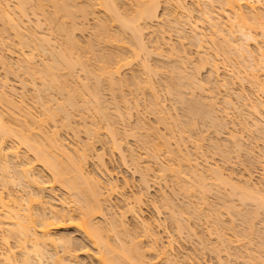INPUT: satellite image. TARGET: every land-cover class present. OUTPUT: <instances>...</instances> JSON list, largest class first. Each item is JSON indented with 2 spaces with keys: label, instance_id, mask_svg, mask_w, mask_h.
<instances>
[{
  "label": "rangeland",
  "instance_id": "rangeland-1",
  "mask_svg": "<svg viewBox=\"0 0 264 264\" xmlns=\"http://www.w3.org/2000/svg\"><path fill=\"white\" fill-rule=\"evenodd\" d=\"M2 1H4V0H2ZM10 1H13V2H10ZM10 1L8 2V7H11V9L13 10L12 12H14L13 14H16L15 13L16 10L14 11L13 7L16 5L17 1H15V4H13L14 0H10ZM57 1L58 0H56V2ZM59 1L61 2V0H59ZM74 1L77 3L76 8L78 6L79 10H81V8H83V6L85 5V2L87 0L86 1L85 0H74ZM93 1L94 0H92V1L90 0V2H92V3H93ZM129 1L128 0H119V1L113 0L112 2H113V4L116 3L115 5L117 7H119V8L122 7V9L125 8L128 11L129 10L128 8L131 7L129 4H132V2H129ZM208 1L209 0H206L205 8L210 10L209 8H211V7H206V6H209ZM75 2H74V4H76ZM120 2H122V3H120ZM164 2L167 5H165V6L163 5L164 6L163 8H166V9L168 8L167 10L164 9V11L165 10L167 11V12H165L166 15H168V16H166V15L165 16L168 17V19H169L170 14H168V12L169 11L170 12L175 11V8L173 10V7L175 6V4L173 6L172 5L173 2L169 3V0H166ZM187 2H190V3L185 4V5L188 4L187 5L188 9L190 8L189 10H191V8H192L195 11H196V9H194V7H196V4H194L192 2H197L198 7H200L203 3V2H201L199 5L198 2H200V1H198V0L197 1H195V0L189 1L188 0ZM35 3L36 2L33 3L34 7H35ZM57 3L59 4V2H57ZM94 3H95V1H94ZM46 4H47L46 7H50V5H48V3H46ZM119 4L120 5L124 4L125 7H123L122 5L120 6ZM36 5H37V3H36ZM193 5H195V6L193 7ZM33 6H30V4H29V7L25 6V8L27 7L26 9H31V8L33 9L34 8ZM211 6H213L212 8H214L213 10H215L217 12L219 10V12H220L221 6L219 3L218 4L213 3ZM46 7H44V10L46 12V14H45L46 17L45 16L44 17L46 18V20H45V18H43V16H42V18L40 16H38L39 25L36 24V23H38V22H36L37 17L32 18L31 14L29 12H27L28 10H25L27 12L25 15L26 16H27V14L29 15L28 17H26V19L29 18V21L31 19V23L23 24L24 28L26 27L27 29L23 28L22 31L25 30V32L29 33V34L36 32L35 36H37V34H38V38H41V36H44V37L47 36V38H49V40L52 43V44L50 43V45H53L52 50H54L55 47H56L55 49H57V51H61L62 48L64 50L66 48L65 47L66 44H65L64 40H66V39H64L65 37H63V36H66V35H64L65 33H63V35H62L61 32L57 33L55 31L53 26L57 22V19H55L56 22H53V23L49 21L52 17L51 18L49 17L50 19H48L47 14L49 15L50 12L53 11V9H52V6L50 8H47V9H46ZM203 7H204V4H203ZM122 9H119L120 13L126 14V13L130 12V11L127 12L126 10L121 12ZM132 9H133V7H132ZM188 9L185 8L186 11H188ZM33 10L35 11V9H33ZM161 10H162V7H161ZM260 10L261 11L264 10V4H262V7L260 8ZM195 11L194 12L190 11L188 13L191 16V23L196 25V26L193 25L194 27H197V30H198L197 32L198 33L203 32L205 35L206 39L204 38L203 42H205V40H206V42L202 43V44H205V45H201V46H203L202 47L203 49L201 48L202 50H200V49L196 50L197 46L195 45L196 46V48H195V46L192 45L193 42L191 40H192L193 36L192 37L190 36V38H191L190 40L185 39V41L184 40L181 41V38L183 39L184 36L180 37L179 34L177 35L175 33V31L178 32L177 30L174 31L173 29H171L169 27V25L165 24L167 21L165 22V19H163V16H164V14H163L162 17L160 16L161 19H159L158 22H155V23L154 22H151V23L147 22L148 25L147 24H146L147 26L145 25L147 29H145V27L143 26L144 24L142 25V28L144 30H147L146 32L143 31L144 34L142 37H144L143 38L144 44L148 38V35L150 36V34L153 33L151 36L152 41L149 37L150 41L148 42V40H147V42H146L147 47L145 46L146 51L149 53V55L144 57V54H143L144 52H143V53H141L142 55L140 54L141 56H139L136 59H132L129 56L130 55L129 53H131L130 51H132L131 45H130L131 42H128V39L131 35L130 32H125L126 34L123 33L125 35L121 34V32L119 30L120 28L116 25V23L113 22V23H115V24H113L112 22H110L111 19L105 18V19H108L107 20V25H108L107 33L105 34V36L103 38L104 42L100 43V46H98L99 45L98 44L97 49L99 47L100 49L101 48L104 49L105 52L107 51L108 54L110 52L112 54V57L113 58L115 57V59L120 55H126L127 57L129 56L130 61H129L128 66H125L120 70V72L118 73L119 76H113V79L116 78L115 80H113V81H116V83H117L116 86L120 85L119 87L114 86L115 89L117 88L116 90L114 89V87H112V90L108 89L109 88L107 85L108 83L107 84L105 83L107 80H105L103 78L101 79L102 81L105 80V82H100V86L102 84L104 87L103 86H101V87L103 90L104 89L105 90L101 91V88H98V89H100L99 93L102 92V93H100V99L103 100V98H104L105 99L104 101L106 102V105H107V107H105V102H104V107L106 109H105V111H102V112L98 111L97 109H94V108H96V105H94V103L92 104L93 106L92 105L91 106H85V105L81 104V102H80L81 100L79 101V99H76L78 101L75 100L76 104L75 105L73 104L74 106H72V104L69 101H66V97L64 95H61V93H57L55 91L57 93L56 94L55 92H52V90H50L51 92L46 91L47 90L46 87H45V89L43 88L42 81L39 79L42 77V75L40 77L35 76V75L34 76L32 75V77H31V75H29L30 78H34V80L30 79L28 77V73L25 69V68H27L26 64H28L29 62H31L33 60V63L31 62L28 65V68H29L32 66L34 67V65L36 63L38 64V67L39 66L41 67L42 64L47 63V62L51 63L52 60L50 59V55L48 54L49 55L48 56L46 54L49 51V49L45 52H44V50H45L44 48L43 49H40V48L37 49V46H35L37 43L35 45H33L34 47L27 46V44H28L27 43L25 46L29 47V48H20L19 41H16V38H15V40L13 39L14 36L12 35V31L10 29L9 30L4 29V31L5 30L7 31L4 33V31H2V29L4 28V24L2 25L0 23V81L5 83V86L3 85L4 90H2L3 88L1 87L2 89L0 88V92L5 93L7 95V97L10 96L8 101H11V104L12 103L14 104V107H15L14 109H20L19 111L15 110L16 111L15 112L14 109L12 108L13 107L12 106L11 107L12 109L10 110V108H8L10 104H8V107L6 106L7 105L6 103H9V102L3 101L2 103H0V112L3 115V116L2 115L1 116L3 117L4 123L6 126L5 128L7 129V127H8V129L9 128H10V130L12 129L11 131H13V132L15 131V133L22 131L21 130V122L24 120V118H26V117H24L25 115L24 116H22V115L29 113L30 118L34 119V121H36L37 124L39 123V121H41L42 133L44 132V134H47V137H50L51 134L54 132L55 134L59 135V136H56V139L60 142L62 141L61 143L62 144L64 143L63 144L64 146L67 145L66 146L67 148H69L71 150H73V149L75 150L76 147H79L76 150H80L81 148H83L84 146H87L88 144L92 145L91 148L93 147V149H91L90 154H88L89 156L86 158V166H85L84 170H85V172L87 171V173H89V175L91 173V175L94 176V177L91 176L92 178H97L100 181L99 183H101V185L99 188L101 189L100 192L102 193L101 194L102 196H100L99 199H101V200L103 199V203L101 202V204L103 206V210L107 209V214L105 211L106 216L102 217V218L95 219L94 223L98 224L99 226L101 225L102 227L107 229V228H109L108 226L110 225L111 220L113 218L116 219L117 221L119 220L118 222L122 221V223L124 224L125 230L130 232L129 234L131 237L130 236L129 237L130 238L133 237L134 242L139 243L138 245H139L140 250L143 251V254L145 253L144 254V256H145L144 260L147 262H150V264H157V263L163 264V262L165 261L164 259H166V258L171 260L172 263H170V264H250V262H252L251 260L253 259V257L255 259L259 258L257 260H259V262H261L260 264H262V262H264V251H261V250H264V249H262V245L260 242L262 239H264V235H262V234H264V232H262V231H264V222L261 223V221H264V211H262V210H264V208H261L262 210L258 211V213L260 212L259 216H256L257 214L255 215L256 219L255 218L252 219V222H254V220L255 221L257 220L256 222L258 224L255 222L254 223L250 222L251 218L249 219L250 220L249 223L254 224V228H255V229H252L251 232L253 231L256 234L253 233L254 236H252V238L254 237V239H252L251 237L249 238V236L247 237V235H249L248 233H250V231L248 232V230H247V233L244 231L245 232L244 234H247V235H244L243 234V230H244L243 228H246V227H243V226L241 227L240 222L245 221V216H249V217L253 216L254 217L253 213L255 211L254 212L252 211L255 207L254 203H253L254 206L252 205L253 209L251 206L249 209L248 206L251 204L246 205V203L243 202L244 200L243 201L241 200L242 203H240V200L237 202L236 200H238V198H236L235 194H234V196L232 194L233 198H230L231 193H229L230 191H227L228 189L226 190V188L224 187V189L226 190L225 191L222 188L223 185L219 186L218 183H216V181H214L212 179L215 182L214 183L211 180V177H208L209 175H205V174L209 173V169L217 167L220 171L222 169V172H224L225 175L227 172L233 173L234 174L232 176L233 178H236V177L240 178L242 176H239V175H242L241 173H243V178L241 180L244 179V174L247 173V174H249V176L251 174V177L249 179H251L250 181L252 182L253 185L251 184L250 187L253 186V187L259 188L262 185H264V182H262V181H264V171H262V168H264V167H261V166H264V133H261V132L258 133L259 130L257 133H255V132L247 133L246 130L244 131V128L248 127V125H249L248 123L252 119L251 115H250L251 118H249V116L245 115L248 117V119H250V121L247 123L246 120L244 119L243 125H245V123H247V126L244 127L243 125H241V126H243V127H241L239 122H241V124L243 122L239 121V119L242 120V118L240 117L239 119H235V117H237V118L239 117L237 115L234 116L236 113L235 110H234V112H235L234 114L232 111L233 109H230L231 111L230 110L227 111V115H229L228 118H225V115L220 114V115H222L221 121L223 122V126L226 123L225 125L227 127V123L229 121H230L229 123H231V122L233 123V120H234L233 125L232 126L230 125V131H234L235 133H236V131H238V133H236V136H240L239 132L242 129L244 131V132L242 131L243 132L242 134H244L246 132L244 135H241L243 140H241L242 138L239 139L241 143H244V144H241L242 146L246 145L245 151L243 150L242 155H241V152H239V154H234V152L235 153L238 152V150L236 149L232 154L231 149L233 148V150H234V146H232L231 144L232 143L235 144V141L238 140V137L236 138V140H233V142H232V140L227 139L228 141H231V144L229 143L230 146L228 144L227 145L222 144L224 141L223 136L227 135V132L225 130H220L221 132L224 131L220 135V132L216 131V129L220 128L221 126L218 127V125H217L215 127V125H213V123H212L213 121L210 122V125H209L208 124L209 122L207 123V121L202 119L203 121H205L208 124V126H209L208 127L205 122L200 120L204 116L202 112L201 113L203 116H200V115H199L200 117H198V115L196 116L199 119V122H197L196 128H194L196 124L195 125L193 124V127H190L191 129L194 128V130L191 131L194 133L190 132L191 129L188 130V128H189L188 123L190 121L188 123L184 124L185 126L188 124L186 126V127H188L187 129L185 126H183L182 122H184L186 119L184 120L182 118H185V116H183V115H186V113L183 114L184 109H182V108H186L187 102L184 105H183L184 102H182L181 106H179L180 102L183 101L184 99L182 100L180 97H178L176 94L177 91L175 93V91H173L169 87L172 83L173 84L176 83V81H177L176 77H178L177 78L178 81L180 80L179 84H183L181 87L178 88V93L181 94V92H182L181 90H179L180 88L185 89L186 91H188V93L183 92L182 95L185 94L184 95L185 97H182V98H185V100H188L189 102L192 101L190 103H194V105H196L195 101L197 98H195V97L197 96L196 94L198 93L197 92L198 90H196V92H195V90L193 89V92H195L196 96L194 95L195 97L192 99V95H191L192 92H189L192 90H188V89H190V87L192 88V86L189 87L188 83L186 85L185 79H183V78H189L188 77L189 75L195 76V74H193V73L196 71L195 70L192 71V70L194 69V67L199 65L200 59L202 57H204L203 56L204 54H205V56L206 55L211 56L212 54L217 55V62H218V65L220 67V72H223V73L225 72L224 75L221 74V77H223L225 80H226L225 76L229 75L231 73V70L234 73V71H235V69L233 68L234 65L237 64L241 69H244L243 68L244 64L246 63V61H248V59L244 57V58H241V61H244L242 59H247V60H245L244 62H241L240 58H238V55L236 56V54H235L236 52L234 51V48H232V47L230 48V50L228 49L225 51V48H223V43H221V41H222L221 38L218 39L217 37H215V38H217V39H214L216 41L215 42L216 44L214 46L210 45V43H208L209 41L207 39L208 38L212 39V36H213L212 31H211L209 25L205 23V21H204V23L202 21H200V19H199L200 17H198L199 15H197L195 13ZM102 12L103 11L99 7H94L92 12L87 16L86 19L80 18L81 16L76 15V20H74L75 22L72 20L73 21V23H72V21L69 20L70 23H72V26H73V24L75 25L74 27H71V24H69V21L64 20V21H66L65 23H67L66 27L68 28L70 34L73 32L71 34V38L73 37L72 39H75V41L78 43V44L77 43L76 44L78 45L77 47L80 49V52L82 50L90 49V48H88V46H90L93 43L95 44V42H99L102 39L101 37H103V36L100 37V35L97 38L95 37L98 35V32L100 31L97 28V26H98V21L100 19L102 20V17H103ZM176 12H177V14H175L176 17L178 15V17L180 18L181 17L180 12L179 11H176ZM176 12H174V13H176ZM162 13H164V12H162ZM78 14H80V13H78ZM186 14H187V12H186ZM186 14L182 13L183 17H185V16L187 17L188 15H186ZM36 15H37V12H36ZM122 15H124V14H122ZM13 16L15 17V15H12V17ZM18 16L20 17V15H18ZM59 16H61V15H58L57 18L59 19V21L61 23L62 19H60V18L62 16L60 18H59ZM77 17H79V18H77ZM24 18H21L22 21ZM34 18H36V19H34ZM168 19H166V20H168ZM14 20H17V18H15ZM187 20L190 22L189 16L187 17ZM59 21L57 23H59ZM24 22H26V20ZM51 25H53V26H51ZM68 25H70V26H68ZM2 26H3V28H2ZM116 26L119 29H117ZM161 26H163V27H161ZM167 26L169 27V29H167L168 31L166 30V28H168ZM70 28H72V29L74 28V31L70 30ZM161 28H165V30L163 29L164 32L161 31L162 30ZM182 28H184V27H182ZM188 28H186V29L184 28L183 32L188 30ZM97 29L99 31H97ZM157 29L159 32L157 31ZM26 30H28V31H26ZM56 30H57V28H56ZM189 30H190V28H189ZM31 31H33V32H31ZM150 31L151 32L155 31V32L151 33ZM188 31H186L185 36L189 35ZM199 31H201V32H199ZM25 32H24V34H25ZM155 33L157 36H158V33H159V35H161L160 33H162L161 37L164 35L163 33H165L166 35H164V37L167 36L168 37L167 39H169V41L166 39V42L168 41L167 42L168 44L166 45V42H164L165 45H163L164 43H162V42L160 43V41L157 40L159 36L156 38ZM186 34H188V35H186ZM253 34H254V37L256 36V38H255L256 41L257 40H258V42L262 41L261 31L259 29H257L256 32ZM39 35H40V37H39ZM116 35L118 37H120L121 39H119V41H120L119 43L117 42V44H115V45H118L117 47H112V45L114 46V44L109 43L108 40H110V42H111L112 38H110V36L115 37ZM181 35H182V33H181ZM190 35H192V34L190 33ZM234 35L237 36V37L234 36L236 38V40L240 36L237 33L236 29H235ZM98 38H101V39L98 41ZM154 38H156V40ZM188 38H189V36H188ZM194 38H193V40H195ZM226 38L229 39V37H227V36H226ZM153 39L155 41H157V43L159 41L158 45H155V41L153 43ZM239 39L242 42L244 41V38L242 39L240 37ZM239 39H238V42H239ZM129 40H131V38ZM187 40L191 41L192 43L188 42ZM37 42H40V41L38 40ZM253 42L254 41L247 43V45L248 44L251 45V47H250V45L248 46V49L252 50V51L254 50L253 45L255 46V44H256L255 42L254 43ZM178 43L181 44V46ZM196 43H197V39L195 40V44ZM243 43H246V42L244 41ZM237 44H240V43H237ZM29 45H31V44H29ZM50 45L48 46L49 48L51 47ZM159 45H162V46H159ZM219 45H220V47H219ZM247 45H245V46H247ZM42 46L44 47L45 45H42ZM241 46H240V48H241ZM21 47H23V45ZM157 47L160 48V50ZM179 47H180V49H179ZM181 47H183V51H185L186 55L191 57L192 64H191V61L188 62V61L184 60L185 56L181 52L182 51ZM238 47H239V45H238ZM242 47L244 48V46H242ZM93 48H96V46L94 47V45H93ZM93 48H92V50H93ZM169 48L170 49L172 48V51H174V53L175 52L179 53L180 56H177L174 53L172 54V52L170 51ZM175 48L176 49L178 48L181 51H179V50L175 51L174 50ZM221 48H223V50ZM79 49H78V51H79ZM104 50H102V52ZM155 50H157V51H155ZM230 51H232L231 54H230ZM75 52H77V49ZM80 52H78V53H80ZM84 52H86V51H84ZM84 52L83 53L81 52V53L84 54ZM102 52H100V53H102ZM147 52H145V53H147ZM81 53H80V56H81ZM87 54H89V53H87ZM91 54H93V53H90L89 55H91ZM181 54H182V56H181ZM233 54H234V56L232 57ZM76 55L78 56L77 53L75 54V57H76ZM105 55H107V53ZM83 56H85V55H83ZM96 56H95V58H96ZM31 57H33V58H31ZM86 57L88 58V56H86ZM86 57H83V59H84L83 61H87V60H85ZM92 57H94V56H92ZM92 57H90L88 60L91 61ZM199 57H201V58H199ZM2 58L5 60V62L3 61ZM95 58H93V59H95ZM198 58H199V60H198ZM1 59H2V61H1ZM236 59L238 61H236ZM27 60L29 62H27ZM89 61H87V64L89 63L88 67L91 65L92 62L93 63L97 62L96 64H98V62L100 60L99 61L92 60L91 63ZM181 61H182V63H181ZM41 62H42V64L39 65ZM177 62H180V64L184 65L183 66L184 71L182 69L183 67ZM1 63L6 64V66L4 65L5 67H2ZM144 63L147 65L146 70H145V68H143ZM47 64H49V63H47ZM47 64H44V65H47ZM195 64H196V66H194ZM105 65H107V64H105ZM146 65L144 67H146ZM108 66L111 67L112 65L111 66L108 65ZM6 67H7V69H9L8 67H10L9 70L12 69L11 72L9 70L5 71V70H7ZM18 68H20V69H18ZM92 68L93 67H91V69ZM148 68H149V70H148ZM174 68H177V70ZM205 68H206V66L203 67V70H201L202 68L201 69L198 68L197 71H199V69H200V72H198L199 75H196V76L199 80H201V79L203 80L205 78V76L207 75V72H206L207 69H205ZM78 69L80 70V68H78ZM78 69L75 68L74 69L75 73H73V74H76L78 77L80 75V79H81V78H83L82 73L80 71H78V72H80V74L78 75L77 74ZM204 69H205V71H204ZM39 70H40V68H39ZM147 71H149V72H147ZM182 71H183V73L185 72L186 74L182 75L183 74ZM5 72H8L9 74L6 75ZM28 72H29V70H28ZM187 73H189V75ZM173 74L176 76L175 79H174ZM225 74H227V75H225ZM180 75H182V76H180ZM186 75H188V76L186 77ZM117 77L120 79H118ZM169 77H171V78H169ZM167 78L169 79L168 81H170L172 79L170 85L166 81ZM181 79L183 80L182 83H181ZM224 79L221 78V80H224ZM227 79H229V77ZM232 79L233 78H230V81L226 80V82L227 83L231 82V84H232L234 81ZM69 80H70V78H69ZM117 81H119V82L121 81L120 84ZM123 81H124V83H123ZM165 81L168 84V86H166ZM178 81H177V83H178ZM91 82H93V81H91ZM70 83L73 85L72 80ZM122 83H123V85H122ZM234 83H235V81H234ZM234 83H233V85H235ZM93 84L91 86H93ZM143 84H145V85H143ZM0 86H2V85H0ZM186 86H188V87H186ZM229 86H230V84L228 85V87ZM168 87H169V89H168ZM243 87H244V85H243ZM247 87L248 86L246 85L243 88L244 93L246 92V89L248 90ZM118 88H119V90H118ZM165 88L167 90H170V91L172 90V93L167 94L166 93L167 90H165ZM186 88H188V89H186ZM231 88H232V85H231L230 89ZM239 89H241V88L240 87L238 88L235 85V86H233L232 90L226 91V93L228 92L227 95H226V93H224V91H225L224 89H222V90H224L223 92H221V90H220V92L218 91L220 94H218L216 92L217 94L216 93L215 94L218 96H217V101L215 100L217 102V104L215 103V105H217L218 108H220L221 106L223 107V105H221L222 104L221 99H223V97L228 96L231 93L232 94L234 93V95H230L231 96L230 98L231 99L233 97L235 98V96H236L235 91H236V94L238 95L240 93V92L238 93ZM39 90H41L42 92L39 93L38 92ZM91 90H92L91 92H93V93L98 92V90L97 91H94L93 89H91ZM112 91H113V94H112ZM239 91L242 92V90H239ZM173 92H174V94H173ZM199 92H201V91H199ZM172 94L174 96H176V98L173 97ZM189 94L191 95V97ZM199 94L202 96L204 93H202V94L199 93ZM112 95H113V97H112ZM182 95H179V96H182ZM186 95H188V96H186ZM200 95H198V96L201 97ZM249 95H250V93H249ZM37 96L38 97L40 96L39 98L41 100H39L37 98ZM43 96H45V98H47L48 100H50L48 97H51V101H50L51 103L48 104V106L51 105V107H50L51 111H53V110L55 111L54 108H56V104H59V105L62 104L63 107L68 112L67 114H69L71 117H68L67 118L68 120H66L65 115L56 109L57 115H55L54 122L52 123V122L45 121L43 118V115H42L43 110L45 108L44 106H46V104L43 101V99H45ZM205 96H207V95H203L201 97V99H203V97L206 99ZM253 96L255 98L251 96L250 100H254V99L258 100V99H256L257 96H255L254 94H253ZM86 97L88 98L87 95H86ZM188 97H189V99H186ZM199 97H198L196 102L200 101V103H201L202 100L199 99ZM177 98H180L181 101H178L179 99H177ZM262 98H264V97H261L259 102L262 101L261 100ZM121 99L124 101L121 102ZM194 99H195V101H194ZM174 100H176L178 102H176ZM235 100H237V98H235ZM206 102L209 103V100L205 101L204 104ZM252 102L255 103V101H252ZM114 103H116V104H114ZM200 103H197V104H200ZM262 103H264V101H262ZM201 104H203V102ZM3 105H5L6 107ZM115 105L117 108L119 107L118 112H119V114L121 113L119 115V116H121L120 118L115 115V113H116L115 111H117V110H115L116 108H114ZM16 106H17V108H16ZM82 106H84L85 108H83ZM197 106H195V108L197 107L196 111H198L200 109L199 107H201V105L200 106L197 105ZM237 106H240V104ZM190 107L192 108V104L190 105ZM187 108L185 110H187ZM203 108L204 107H202L201 108L202 110L200 109V111L204 112L205 109H203ZM240 108L242 110V107H240ZM113 110L115 113L113 112ZM238 110H240L239 107H238ZM192 111H193V108H192ZM196 111L194 110L193 112H196ZM105 112H107V113H105ZM118 112H117V114H118ZM181 112L183 115L181 114ZM241 112H240V115H241ZM205 113L206 112H204V114ZM243 113H242V115H243ZM225 114H226V112H225ZM104 116L107 117L108 119L105 118ZM207 116H206V118L208 120H211V119H209L210 117L208 118ZM245 116H244V118H245ZM196 117H195L196 120L194 118H192L191 121H193V120L197 121ZM247 117H246V119H247ZM223 118H225V121H223ZM17 119H19V120H17ZM27 119H25L24 122L27 121L26 123H28ZM260 119L262 121L260 122L258 120V123L261 124L262 122H264V113L261 114ZM180 120H183V121H180ZM188 120L189 119H187L186 121H188ZM219 120H220V117H219ZM200 121H202L203 127H207L208 129L202 128L201 127L202 124ZM180 122L184 128L181 125L179 126ZM199 123L201 126L198 125ZM250 124H251V122H250ZM204 125H206V126H204ZM220 125H222V123H220ZM210 126H211V128H210ZM213 126L215 127V129ZM108 127L109 128L111 127L112 129L110 128V130H113L114 133L115 132L117 133L116 137L119 141V144L121 147L120 149H121L123 157L122 156L120 157L116 152L111 151L112 150L111 146H110L111 144H109L110 139L108 138L109 136L107 137V132H106ZM212 127H213V130H212ZM91 128L92 129L94 128L95 131H97V135H96L97 137L96 136L92 137L91 135H89V136L87 135L88 130L89 129H90L89 131L92 130ZM228 128H229V125L226 129H228ZM261 128H264V127H262V124H261ZM6 129H5V132L8 130V129L7 130ZM211 130L214 132H212ZM251 131H253V130H251ZM251 131H248V132H251ZM260 131H261V129H260ZM262 131H264V130H262ZM89 133L91 134V132H89ZM213 133H215V136L218 137V138L217 137L216 138H217V141L219 140V142H217V143H220L219 146L223 145V147H225V146L228 147L227 149L225 148V150H227L229 154L226 153L227 151L224 150L225 153L222 152L224 157H222L221 151L223 148H221V146H220V149H219V147L216 148L214 146L215 144H213V142L211 141V140L216 139L214 137ZM218 133H219V135H218ZM1 134H3V133H2V130L0 129V135ZM7 136L8 135H6V137ZM44 136H46V135H44ZM211 136H213L212 139H211ZM94 138H95V140H94ZM207 139L209 142H211L213 144L214 149L211 148L212 144H210L207 141ZM222 139H223V141H222ZM220 140L222 141V143L220 142ZM228 141H226V142H228ZM84 144H87V145H84ZM209 144L211 145V147L208 146ZM13 145H14L13 140H11L9 137L6 138L5 142L3 143V147L5 149H7ZM82 145H84V146H82ZM250 145L252 146V148H251L252 150H250L252 153L250 155H247L246 152L248 150H246V148H247V146H249L247 148V149H249ZM244 146L241 147L240 150H242L244 148ZM229 147H232V148L230 149ZM208 148H210L211 150ZM215 149H219V151L221 150L220 152L217 150V152L220 153V155L215 152ZM168 151L173 152V153H171V155H170V154H168L169 153ZM5 152H6V150H5ZM18 152H19L18 156L20 157L19 158L20 160H18V161L20 163L22 161H24L26 156H28V155H29V158H31L30 154L26 153L27 155H25V150L23 148H20L18 150ZM213 152H215V153H213ZM243 153H246V156H245V154L243 156ZM228 155H230L229 156L230 158H227ZM225 156H227V157H225ZM220 157H222V159L224 158L225 160L228 159V161L226 162L223 159L224 162L222 163V160ZM22 159H24V160H22ZM228 162H230V163H228ZM188 163H190L191 165ZM195 163H197L199 166L196 167L197 165ZM102 164H104V167L101 166ZM226 164H228V165H226ZM34 165H35L34 166L35 172H38V173L40 172V175H42L45 180L48 179V177H49L48 172L41 169V167L38 164H34ZM189 165L192 166L191 169H190ZM194 166L196 167V169H198V170L195 169V171H198V172L200 171L199 173H201V175L204 173L202 175V177L210 178V180L208 178H204V179H207V180H204L205 184H208L207 185L208 188H206L208 190V192H206V194L203 197L204 198L203 201H205V203H207L206 206H204V207L200 205L199 199H201V198L198 199V196H201V195L197 196L196 195L197 193L194 194L193 192H190L191 193L190 194V193H188V191H187V194H189V195H183L179 189V186H178L182 183H187V185L188 184L190 185L194 182V181L191 182L192 181V175H191V179L189 176V174H192L191 171L193 170L192 168ZM204 166H206V167H204ZM205 168H206V170H205ZM161 170L165 171V173H164L165 174L164 177L166 176L165 178L161 177L163 175V173H161ZM203 170H205V171H203ZM207 170H208V173L206 172ZM172 171H175V173L179 172L181 174L175 175ZM198 172H196V173L199 174ZM174 175L177 177H175ZM12 176H13V174L10 173V175L8 176V180H9V178H11V180L7 184H5V186H2L1 179H0V193H2L3 196H6V194L8 195V193H12V195L14 194V196H17L19 198L24 197L25 194L22 192L23 190L17 186V183L14 179H12ZM261 176H262V180L260 179ZM5 177H7V176H5ZM143 180H145L144 181L145 183H143ZM234 180H236V182H238V179H234ZM211 183H214V185L217 186V187L216 186L214 187V188H216L215 190L220 191V189H223V192L225 193L226 197L229 194L230 196H228L227 198H229V200L232 204L229 201H226V200H228L226 197H225L226 200L222 199L223 198L222 197L221 198L222 202H224L223 200H225V202L222 203V205H224L222 207V205L220 203L221 201H220V199L218 201V198L221 197V196L219 197V195H222V196H225V195H223L222 194L223 192L220 191L219 193H221V194L218 193V195H217L218 198H217V196H213V195H216L217 192L215 190H214V193L212 192L213 186H211ZM187 185H184V186H186L185 189H187ZM189 185H188V187H189ZM180 186H182V185H180ZM184 186H182V187H184ZM210 186L212 189L210 188ZM44 187H45V190L43 191V196L45 198V201L48 200L52 204V206L55 210H59V211L68 210L69 207H71V210H72L71 213L72 214L77 213V209L79 208L78 203L76 202L77 204H75V199L73 197H70L69 200H65L66 196L64 195L65 193H64L63 188H61L57 185H55L53 187H51L50 185H45ZM112 187H114V189H112ZM185 189H183V190H185ZM17 197H15V198H17ZM163 197H164L165 202H167L168 204L172 203V205L174 207V211L172 209L173 207L172 208L167 207V208H170V210L172 209L173 213L174 212L176 213L175 214L176 217L178 215L177 213H179V214L182 213L181 215H183V217H181V215H180V219L184 220L185 216L187 217L186 220H184V221H185L186 225H188V224L190 225L191 230L187 228V227H189V225L188 226L185 225L186 226L185 227L184 226L185 223H181L183 225V228H185V229H182V233H181L182 235L178 234V235H180V236H178L176 234L175 228L173 229V226H172V225H174L173 221L171 220L172 223H170V219L173 217L172 216L170 218V214L172 215V212L164 209V207L166 206V203L165 204L163 203ZM233 199L235 200V202H233L234 201ZM137 200L140 201V211H139L137 217L133 218L126 211H127L128 207L135 206V202ZM245 200L248 201L247 199H245ZM228 204H230V205H228ZM213 205H217V207H215V206L213 207ZM167 206H169V205H167ZM210 206H212V207H210ZM226 206H228L229 208L232 206L235 209H231L232 208L231 207L230 208L231 212H233L232 210H235V211L233 213L229 214V212H228L229 209H227L228 207L226 208ZM105 207H107V208L105 209ZM210 208H212V209L214 208L212 211L218 209V211L216 210L214 212H215V214H218V216L216 215L217 217H219L218 221L219 220L221 221V222H218L219 224L218 223L216 224V222H215L216 216H213L214 215L213 212L209 211V210H211ZM185 209H188V210H185ZM193 209H195V210L192 211ZM225 209L227 211H225ZM255 209H257V208H255ZM196 210H198V212L200 211L199 214L197 215L198 217L196 216V213L194 214V212ZM249 211L253 215H249V214L245 215V216L243 215V214L250 213ZM68 214L70 215V213H68ZM240 215H242L243 217ZM111 216H115V217L112 218ZM241 218H244V219L241 220ZM213 219L215 220L214 222H213ZM220 223H221V225H220ZM245 223H246V221H245ZM251 224H250V226H252ZM243 225H244V223H243ZM246 225H248V223ZM241 229H243L242 232H241ZM260 229H262L261 232L259 231ZM147 232H149V233H147ZM259 232L261 233V235ZM241 233L243 235H241ZM53 234H58L60 236L61 235L63 236L64 234L67 236V234H68L70 239L74 238L75 241L81 240L80 242H83V245L78 242V245H76L77 248L75 246V244H77V243H75V241H73L74 246L77 250L76 249L73 250L74 247L72 246L73 247L72 252L78 251L79 250L78 246H80V244L82 246H85L84 244H86V246L84 248H85V250H87L88 255H86L87 257L85 256V253H83L84 254L83 255L82 252H80L81 250L78 251L76 253V255L74 252L73 255L76 256L75 260H76V258L78 261L82 260L83 264H89L91 261H92L91 262L92 264L96 263V262H93L94 259L91 258V256L94 255L96 251L91 247V245L88 242L85 241V239L84 240L81 239L82 237L79 235V233L74 228H68L65 230H57V231L54 230ZM257 235H259L260 236L259 238H262V239H258ZM241 236H244V237H241ZM118 237L116 238L114 232L113 233H107L105 236V238L109 241V244L111 246H113L114 248H116V246L119 245L118 240L119 239L122 240V238L118 239ZM67 238H68V236H67ZM262 243H264V240H262ZM9 244H10L9 247L11 249V251H10L11 254L12 253L15 254V258L17 259L19 256L17 249L12 247V242ZM259 245L261 246V248L259 247ZM151 248H153V250ZM6 249H7V247L5 245H3L0 241V253L1 254L5 253ZM213 249H217L216 251L218 253L216 251H215L216 253H213L212 252ZM259 249H261V250H259ZM59 251L61 252V250H58L56 252H58V255L61 256ZM155 252L157 254H158V252L159 253L160 252L165 253L166 258H165V255H164V257L161 256L162 255L161 253H160L161 255L159 257V255L154 254ZM88 256L90 257L89 259H88ZM154 256L156 257L155 259H154ZM76 262L77 261H74L72 263L75 264ZM2 263L5 264L4 262H2ZM164 263H166V262H164ZM257 263H255V264H257Z\"/></svg>",
  "mask_w": 264,
  "mask_h": 264
},
{
  "label": "bare ground",
  "instance_id": "bare-ground-1",
  "mask_svg": "<svg viewBox=\"0 0 264 264\" xmlns=\"http://www.w3.org/2000/svg\"><path fill=\"white\" fill-rule=\"evenodd\" d=\"M9 1L10 0H8V1L7 0H4V1L0 0V23L2 25L4 24V28L2 26V28H3L2 31H4V29H6V30L10 29L12 31V35L14 36L13 39L15 40V38H16V41H19L20 48H29V47L25 46L27 43H28L27 46L34 47L33 45H35L37 43L39 45V46L37 44L35 45V46H37V49H39V48L43 49L44 48L45 49L44 52L49 49V51L46 54L47 55L49 54L50 59L52 60L51 61L49 59L51 61V63L47 62L49 64L43 62L44 64H47V65H44L41 62L39 64V65L42 64L41 67L40 66L38 67V64L36 63L34 65V67L32 66L33 68L32 67L28 68V65L31 62L33 63V60L31 62H29L31 60L29 58L30 60L29 59H28L29 61L27 60V62H29V63L26 64L27 68H25L27 73H28V77L30 78L29 75H31V77H32V75L33 76L34 75L39 76V77L42 75V77L39 79L42 81L43 88L45 89V87H46V89H47L46 91H48V92L50 90H52V92L56 91L57 93H61V95H64L66 97V101H69L72 104V106H74L76 104L75 100L79 99V101L81 100L80 102L82 105L91 106L94 103V105H96V108H94V109H97L98 111H101V112L105 111V109H106L105 107H107V105H106V102L104 101L105 100L104 98H103V100L100 99V93H102V92L99 93L100 89H98V88H101V91H104L105 89L104 90L102 89L101 86H103V85L101 84V86H100V82H105V80H107L105 83L106 84L108 83L107 84L109 87L108 89L112 90V87L117 85L116 81H113L116 79V78L113 79V76H119L118 73L120 72V70L123 67L129 65L130 57L132 59H136L139 56H141L142 55L141 53H143V52H144L143 53L144 57L149 55V53L146 51V47H147L146 42H147V40H148V42L150 41L149 37L151 39V36L153 34L152 32H155V31H152V32L150 31L152 34H150V36L148 35V38L146 37L147 40L145 39L146 40V42H145L146 45H145L144 39H143L144 37H142V36L144 34L143 31L146 32L147 30H144L142 28V25L144 24L143 26L145 27V29H147L146 28V26L148 25L147 22L148 23L149 22L150 23L151 22H154V23L158 22V20L161 19L160 16L162 17L163 14H164L163 19H165V22L167 21L165 24L169 25V27L171 29H173L174 31L177 30L179 33L176 31H175V33L177 35L179 34L180 37L184 36L183 39L181 38V41L182 40L185 41V39L190 40L191 39L190 36L191 37L193 36L191 41L193 42V44H192L193 46H195V45L197 46V48L195 46L196 50L197 49L202 50L203 46H201V45H205L202 43L206 42V40H205V42H203V40L205 38L204 33L201 31H199L201 33H198L197 27H194L196 25L191 23V16L188 12H190V11L194 12L195 10H193L192 8H191V10H189L190 8L188 9V7H187L188 4L185 5L186 3H190V2H187L188 0H169V3L173 2L172 3L173 6L175 4L174 7L172 6L173 10L175 8V11L172 10L173 12H170V11L168 12V14H170L169 19H168V17H166L168 15H166V13H165V12H167L166 10L168 8L167 9L163 8L165 5H167L164 2L166 0H130V1L128 0L129 2H132V4H129L131 7L128 8L129 9L128 11H130V12L126 13L127 15L125 13L119 12V9H122V7L121 8L117 7L115 5L116 3L113 4V2H112L113 0H94L95 3H94V1L92 3V2H90V0H87L88 2L85 0L87 3L84 1L85 5L83 6V8L80 7L81 10H79L78 6L76 8L77 3L74 0H61V2L58 0L57 2H59V4L56 2V0H37V1L36 0L35 1L34 0H31V1L30 0H14L13 4H15V1H17V2H16V5L14 7L13 6L12 7H13L14 11L16 10V12H15L16 14H13L14 12H12L13 10L11 9V7H8ZM33 1L37 3V5L35 3V7L33 6V3H34ZM117 1H119V0H117ZM189 1H193V0H189ZM195 1H197V0H195ZM198 1H200V2H198L199 5L201 2H203L201 6L203 7V4H204V7L202 8L200 6L202 8L201 9L200 7H198L197 2H192V3L196 4V7H194L195 5H193L194 9H196L195 13L197 15H199L198 17H200L199 18L200 21H202L203 23L205 21V23L209 25V27L212 31V35H213L212 39L211 38L207 39L209 41V42L208 41L207 42L210 43V45L214 46L216 44L215 43L216 41L214 39L221 38V40L223 41V42L221 41V43H223V48H225V51L228 49L230 50V48L232 47V48H234V51L236 52L235 53L236 56L238 55V58H240V61H241V58H244V57L248 59V61H246V63L244 64V67H243L244 69H241L236 64L233 66V68L235 69L236 72L234 71V73H233L231 70V73L229 75L225 74V75H227V76H225L226 80L230 81V78H233L232 80L235 81V83H234V81H233V83L238 88L240 87L241 89H239V90H242V92L238 90V93L239 92L240 93L237 95L236 91H235V95H236L235 98H237V100H235L234 97H233L234 99L230 98L231 97L230 95H234V93L233 94L231 93L228 96L223 97V99H221L222 100L221 105H223V107L222 106L220 107L218 105L220 107V108H218L217 105H215V103L217 104L216 101H217V96H218L216 94L217 93L220 94L219 93L220 90H221V92H223L225 90L224 93H226V91L232 90L233 86H235V85H233V83L231 84V82L227 83L226 80L223 77H221V74L224 75L225 72L224 73L220 72V67H219L218 62H217V55L216 54H212L211 56H208V55L205 56V54H204L203 55L204 57H202V58L199 57V58H201L200 62H199L200 66L199 65L196 66V64L194 65L196 67H194V69L192 71H194V70L196 71L193 73V74H195V76L199 75L198 72H200V69L202 68L201 70H203V67L206 66L205 69H207L206 70L207 75L204 78L205 80L201 79L202 80L201 81L197 78V76L195 77L194 75H189V73H187L189 76L186 75V77L188 76L189 78H183V79H185L186 85L188 83L189 87L192 86V88L190 87V89L186 88L188 90H192V91H189V92H192V94L190 93L192 95V99L196 95L197 96L200 95L199 93H201V94L204 93L203 95H207V96H205L207 100L204 97H203V99H201V97L203 95L202 96L200 95L201 97H199V96L198 97H199V99L202 100L201 103L203 102V104H204V102L208 101V100H209V103L206 102L203 105L200 103V101L196 102L198 99L197 96L195 97V98H197L196 101L194 99L196 105H194V103H190L192 101L189 102L188 100H185V98H182V97H185L184 96L185 94L182 95L183 92L188 93V91H186L183 88H180L179 90H181L182 92H181V94L178 93V88L181 87L183 84H179L180 80L178 81V79H177L178 77H176L174 74H173L174 79L176 77V80L178 81V83H177V81H176V83L173 81L175 84H173V83L171 84L172 79L170 81H168L169 80L168 78L166 81L169 85L171 84L169 87L173 91H175V93L177 91V93H176L177 96L180 97L182 100L184 99L183 101H181L180 98H177V99H179L178 101H181L179 106H181L182 102H184L183 105L187 102L186 103L187 104L186 108L188 107L187 110H185L186 108L181 107L182 109H184V112L182 111L183 114L186 113V115H183L181 112V114L183 116H185V118H182V119H184V120L189 119L188 121L185 120L184 121L185 123L182 122L183 126H185L184 124H186L190 121L188 123L189 128L186 127L188 125L187 124L185 126L186 129L188 128V130H190L191 129L190 127H193V124L194 125L196 124L194 127V128H196L197 122H199L198 117L204 115L200 120L203 119V120L207 121V123L209 122L208 123L209 125H210V122L213 121L212 123H213V125H215V127L217 125H218V127L219 126L222 127V128L220 127L221 129L220 128H217L218 130L216 129V131L220 132V135H221V133L224 132V131L221 132L220 130H225L227 132V135H225V136L222 135L224 141L225 140L228 141L227 139H229V140H232V142H233V140H236V138L238 137V140L235 141V144H233V143L231 144V141H228V142L225 141L224 142L223 139H222L223 143L221 140H220V142L222 144H225V145H227V144L229 145V143H230L232 146H234V150L232 147H229L230 149L232 148L231 149L232 154L237 149L238 152H236V153L234 152V154H239V152H241V155H242L243 150L245 151L246 145L245 146L243 145L244 148L242 150H240L241 147H243L241 144H244V143H241L239 140L242 138L241 135H244L246 132L247 133H253V132L257 133L258 130H259L258 133H260V132L264 133V131H262V130H264V128H261V124H262V127H264V122H262L261 124L258 123V120L260 122L262 121L260 118H261V114L264 113V103H262V101H264V98H262L261 99L262 101L259 102L260 98L264 97V10H262V11L260 10V8L262 7V4H264V0H209L208 1L209 6H206V7H211V8H209L210 10L205 8L206 0H203V1L198 0ZM10 2H13V1H10ZM74 2L76 4H74ZM212 2L220 4V6H221L220 12H219V10H218V12L213 10L214 8H212L213 6H211L213 4ZM46 3H48V5H50V7L52 6V9H53V11L50 12L49 15L47 14L48 19H50L52 17L51 18L52 20L51 19L49 20L50 22H52V23L56 22L55 19H57V22H58L59 21V19L57 18L58 15L62 16V17L59 16V18L61 17L60 19H62L61 23L59 21V23L56 22L57 24L56 23L54 24L55 27L53 25H51V26H53V28L55 29V31L57 33L61 32L62 35H63V33H65L64 35H66V36H63V37H65L64 39H66V40H64V42L66 44L65 47L67 49L65 48L63 50V48H62L61 51H57V49H55L56 48L55 47L54 50H52L53 45H50L51 41L49 40V38H47V36L46 37L41 36V38H38V34H37V36H35L36 32L31 31L33 33L29 34V33H26L25 30L22 31V29L24 28L23 24L31 23V19H30V21H29V18L26 19V17L29 16L28 14H27V16L25 15L27 12H29L31 14L32 18L37 17V21L35 20L36 22L39 21L38 16H40L41 18H42V16H43V18L46 17V15H45L46 12L44 10V7L47 6ZM120 3H122V2H120ZM29 4H30V6L34 7L33 9H35V11L32 8L26 9L27 7H29ZM25 6H27V7L25 8ZM122 6L125 7L124 4ZM50 7H46V9L50 8ZM94 7H99L103 11L102 12L103 17L101 16L102 20L99 18L100 19L98 21L99 27L97 26V28L100 30L99 31L97 29V31H99L100 33L98 32V35L95 37L97 38V37H99V35H100V37L101 36H103V37H101L102 39L98 38V41L101 39L99 42H95V44L94 43L91 44L92 46L91 45L88 46V48H90V49L82 50L81 51L82 53L84 51H86V52H84V54H82L80 52V49L77 47L78 43L75 41V39H72L73 37L71 38V34L73 32L70 34L68 28L66 27L67 23H65L66 21H64V20H67V21L73 20L74 21V20H76V15L81 16L80 18L86 19L87 16L92 12ZM132 7H133V9H132ZM161 7H162L163 11L161 10ZM185 8L188 9V11H186ZM164 9H166V10L164 11ZM25 10H28V11L26 12ZM29 10L30 11L32 10L31 11L32 13ZM124 10H126V9L125 8L122 9L121 12H123ZM161 11L164 13H162ZM176 11L180 12V14H181L180 18L178 17V15L176 17V15H175V14H177ZM36 12H37V15H36ZM174 12H176V13H174ZM186 12H187V14H186ZM78 13H80V14H78ZM182 13L189 16L190 22L187 20L188 16L186 17L184 15L185 17H183ZM122 14H124V15H122ZM12 15H15V17L14 16L12 17ZM16 15L17 16L20 15L21 18L25 17L24 19L26 20V22H24L25 21L24 19L22 21V19L19 16H18L19 17L18 18ZM15 18H17V20H14ZM77 18H79V17H77ZM105 18L111 19L110 22H112V23L115 22L116 25L120 28L119 29L116 26L117 29L120 30L121 34H123L125 32H130L131 35H130L129 39L131 38V40L128 39V42H131L130 45H131V49H132V51H130L131 53H129L130 57L129 56L127 57L126 55H120L115 59V57L114 58L112 57V54L110 52L108 54V52L107 51L105 52V50L102 48L100 49L98 47V49H97V45L99 44L98 46H100V43L104 42L103 38H104L105 34L107 33V28H108L107 20L108 19H105ZM34 19H36V18H34ZM166 19H168V20H166ZM45 20H46V18H45ZM73 21H72V23H73ZM72 23H70V21H69V24H71V27H74L75 25L73 24V26H72ZM115 23H113V24H115ZM36 24L39 25V22ZM68 26H70V25H68ZM161 27H163V26H161ZM169 27L166 28V30L169 29ZM182 27H184L185 29L188 27L190 28V30L188 28V30L190 32L188 30H186L189 33V35L186 34L189 36V38H188V36H185L186 31L183 32L184 28H182ZM56 28L58 31L56 30ZM161 29H162L161 31L164 32L165 28H161ZM235 29L237 30V33L240 35L239 38L240 37L242 39L244 38V41L246 43H243L244 41L242 42L239 38H237V40H236L235 37H237V36L234 35ZM257 29H259L261 31V37H262V41H259V42H258V40L257 41L255 40L256 36L254 37V34H253L256 32ZM6 30L4 31V33L7 32ZM70 30L74 31V28L73 29L70 28ZM26 31H28V30H26ZM157 31H158V29H157ZM24 32H25V34H24ZM181 33H182V35H181ZM190 33L192 35H190ZM125 34H123V35H125ZM160 34L162 35V33H160ZM163 34L166 35L165 33H163ZM155 35H156V33H155ZM161 35H159V33H158L159 37L157 35L155 37L156 38L158 37L157 40H159L160 43L166 42V39L168 37L167 36L164 37V35L161 37ZM226 36L229 37L230 40L228 38H226ZM39 37H40V35H39ZM215 37H217V38H215ZM110 38H112L111 42H110V40H108V41H109V43L114 44V46L112 45V47H117L118 45H115V44H117V42L119 43L120 42L119 39H121V38L118 37L117 35L115 37L110 36ZM156 38H154V39L156 40ZM193 38L195 40L197 39L198 44L197 43L195 44V40H193ZM154 39H153V43L155 41ZM238 39H239V42H238ZM38 40L40 42H37ZM167 40L169 41V39H167ZM151 41H152V39H151ZM159 41H158V43H159ZM191 41H188V42H191ZM252 41H254L256 43L255 46L253 45V47H254L253 51L248 49V46L250 44L247 45V43H250ZM167 42H166V45L168 44ZM156 43H157V41H155V45H158V43L157 44ZM237 43H240V44H237ZM29 44H31V45H29ZM22 45H23V47H21ZM42 45H45V46L43 47ZM49 45L51 46L50 48L48 47ZM93 45H94V47L96 46V48H93ZM163 45H165V43ZM179 45L181 46V44H179ZM238 45H239V47H238ZM241 45L244 46V48ZM245 45H247V46H245ZM159 46H162V45H159ZM240 46H241V48H240ZM91 47L93 48V50ZM219 47H220V45H219ZM250 47H251V45H250ZM172 48L171 49L169 48V49L173 54L174 51H172ZM181 48H182L181 49L182 51L179 50L180 47H179V49L175 48L174 50L175 51L176 50L181 51L182 54L185 56V57L183 56L185 58L184 59L185 61H188V62L191 61V57L186 55L185 51H183V47H181ZM223 48H221V49L223 50ZM76 49H77V52H75ZM78 49H79V51H78ZM158 49L160 50V48H158ZM102 50H104L103 51L104 53L102 52ZM155 51H157V50H155ZM232 51H230V54ZM78 52L81 53L82 57L80 56V53H78ZM100 52H102V53H100ZM145 52H147V53H145ZM76 53L78 54L79 57L77 55L75 57ZM87 53H89V54L93 53V54L89 55ZM106 53H107V55H105ZM174 54H176L177 56H180L179 53L175 52ZM182 54H181V56H182ZM83 55H85V56H83ZM86 56H88V58ZM89 56L90 57L94 56V57H92L91 61L92 60H95V61L100 60V61L98 62V64H96L97 62H95V61H94L95 63H93V62L91 63V61L88 60L90 58ZM95 56L97 59L95 58ZM233 56H234V54L232 55V57ZM83 57H86L85 60H87L91 63L92 66L90 65L89 66L90 68L88 67L89 63L87 64V61H83L84 60ZM31 58H33V57H31ZM93 58H95V59H93ZM199 58H198V60H199ZM2 59H1V61H2ZM247 59H242V60L245 61ZM3 61L5 62L4 59H3ZM236 61H238V60L236 59ZM244 61H241V62H244ZM177 63L180 64V62H177ZM181 63H182V61H181ZM105 64H107V65H105ZM191 64H192V61H191ZM1 65H2V67L6 66V64H3V63H1ZM108 65H110V66L112 65V66L109 67ZM145 65L146 64L144 63L143 68H145V70H146L147 65H146V67H144ZM180 65L182 67L184 66L183 64H180ZM74 67L77 69L80 68V70L78 69L77 72L80 71L82 73L83 78L80 79V75H79L80 72L77 73L79 75V77L76 74H73V73H75ZM91 67H93V68L91 69ZM8 68L10 69V67H8ZM39 68H40V70H39ZM198 68H200L199 71H197ZM6 69H7V67H6ZM9 69H7L5 71H8ZM18 69H20V68H18ZM174 69L177 70V68H174ZM182 69L184 71V67ZM205 69H204V71H205ZM11 70H9V71L11 72ZM28 70H29V72H28ZM148 70H149V68H148ZM183 71H182V73H183ZM147 72H149V71H147ZM5 74L7 75L9 73L5 72ZM184 74H186V73L184 72L182 75H184ZM182 75H180V76H182ZM220 77L222 79H224L225 81L221 80ZM228 77H229V79H227ZM69 78H70V80H69ZM102 78L105 80L102 81L101 80ZM169 78H171V77H169ZM30 79L34 80V78H30ZM118 79H120V78H118ZM71 80L73 81V85L70 83ZM91 81H93V82H91ZM166 81H165V84H166V86H168ZM182 81L183 80L181 79V83H182ZM117 82H119V81H117ZM120 82H119V84H120ZM123 83H124V81H123ZM123 83H122V85H123ZM92 84H93V86H91ZM229 84H230V86L228 87ZM245 84L248 86L247 87L248 90L246 89V92H245L246 94L244 93V90H243V88L246 86ZM0 85H2V86H0V88L2 87L3 89L2 88L1 89L4 90L5 83L0 81ZM143 85H145V84H143ZM231 85H232V88L230 89ZM243 85H244V87H243ZM119 86H116V87H119ZM169 87H168V89H169ZM186 87H188V86H186ZM91 89H93L94 91L98 90V92L93 93V92H91L92 91ZM114 89H115V87H114ZM193 89L195 90V92H196V90H198L197 91L198 93L196 95H195V92H193ZM222 89H224V90H222ZM118 90H119V88H118ZM165 90H167V89L165 88ZM172 90L171 91L167 90L166 93L171 94ZM199 91H201V92H199ZM38 92L41 93L42 91L39 90ZM248 92L250 93V95L252 97H254L253 94L255 96H257L256 99H258V100H255V99L250 100L251 96L249 95ZM112 94H113V91H112ZM173 94H174V92H173ZM227 94H228V92L226 93V95ZM86 95L88 96V98L86 97ZM179 95H182V96H179ZM191 95H190V97H191ZM186 96H188V95H186ZM39 97L37 96V98L39 100H41ZM43 97L45 98V96H43ZM112 97H113V95H112ZM173 97L176 98V96H174V95H173ZM9 98H10V96L7 97V95L5 93L0 92V103H2L3 101L9 102V103H6L7 105L6 104L5 105L8 107V104H10L8 108H10V110H11L12 108L14 109L15 107H14L13 103H12L13 105L11 104V101H8ZM48 98L50 100H48L47 98H45V99L42 98L44 103L46 104V106H44L45 108H44L43 113H42L45 121L52 122V123L54 122L55 115H57L56 109L65 115L66 120H68L67 119L68 117H71L69 114H67L68 112L66 111V109L63 107L62 104H60V105L56 104V108H54L55 111L54 110L51 111L50 110L51 105L48 106V104L51 103L50 102L51 97H48ZM186 99H189V97ZM176 100H174V101H176ZM76 101H78V100H76ZM122 101H124V100L121 99V102ZM178 101H176V102H178ZM252 101H255V103ZM104 102H105V107H104ZM197 103H200V104H197ZM114 104H116V103H114ZM191 104H192L193 111L194 110L196 111V108L198 107L197 105H199V106L201 105V107H199V108L201 109L202 107H204L203 109L206 110V111L204 110V112H206V113L204 114V112L200 111V109L199 110L197 109L198 111L193 112L192 108L190 107ZM239 104H240V106H237ZM5 105H3V106H5ZM195 106H197V107L195 108ZM82 107L85 108L84 106H82ZM238 107L240 110H241L240 107H242V110H241L242 112L240 110H238ZM16 108H17V106H16ZM114 108H116L115 110H117V111H115L116 112L115 113L113 110V112L115 113L116 116H118L120 118L121 116H119V115L121 113L119 114V112H118L119 107L117 108L115 105ZM230 109H233L232 110L233 114L236 112L234 116H236V115L239 116L238 118L235 117V119H239L241 117L242 120L239 119V121H242V122L245 119L246 122L248 123L250 121V119H248L247 116H249V118H251V116H252V119L250 121L251 124L249 122L248 123L249 125L247 128L245 127V126H247V123H245V125H243L244 122L241 124V122L238 121L240 123V126L243 125L245 127L244 131L246 130V132L244 134H242L244 132L242 129L239 132L240 136H236V133H238V131H236V133L234 131H230V125L231 126L233 125L234 120H233V123L232 122L229 123L230 121L227 123V127L229 125L228 129H226L227 128L225 125L226 123L224 122L225 124L223 126V122L221 121L222 115H225V118H228L229 115H227V111H229ZM15 110L19 111L20 109H14V111ZM234 110H235V112H234ZM117 112H118V114H117ZM201 112L203 113V115ZM225 112H226V114H225ZM240 112H241V115L244 112L242 115L243 117L240 115ZM105 113H107V112H105ZM220 114H222V115H220ZM1 115L2 114L0 112V129L2 130V133H3L0 135V179H1V184H2V186H5V184H7L11 180V178H9V180H8V176L11 173V174H13L12 179H14L16 181L17 186L23 190V191L22 190L21 191L25 195H24V197L19 198L17 196H14V194L12 195V193H8V195L6 194V196H3L2 193H0V241L3 245H5L7 247L5 253H3V254L0 253V263L3 264L2 262H4L5 264H74L72 262L77 261L75 264H81V263L83 264L82 260H81L82 262L78 261L77 258L75 260V257H76L75 255L80 250H81L80 252H82V254L85 253V256L88 255L87 250H85V248H84L86 246V244H84L85 246H82L83 242H80L81 240L75 241L74 238L70 239L68 234H67L68 238L65 234H64L65 236L53 234L54 230L57 231V230H65L68 228H74L79 233V235L82 237L81 239L82 240L85 239V241L88 242L91 245V247L96 251L95 254L91 256V258L94 259L93 262H96L94 264H150V262H147L144 260V258H145L144 254L145 253L143 254V251L140 250L139 245H138L139 243L134 242L133 237L130 238L131 237L129 234L130 232L125 230L124 224L122 223V221L118 222L119 220L117 221L116 219L113 218L115 216H111L113 219L111 220V223L108 226L109 228H107L108 230L105 229L104 227H102L101 225L99 226L98 224L94 223L95 219L102 218V217L106 216L105 211L107 214V209H106L107 207H105L106 210H103V206L101 204V202L103 203V199L102 200L99 199L100 196H102L101 195L102 193L100 192L101 189L99 188L101 185V183H99L100 181L97 178H92L91 176H93V175H91V173L89 175V173H87V171L85 172V170H84V168L86 166V158L89 156L88 154H90L91 149H93V147L91 148L92 145L84 144L87 146L82 145L84 147L81 148L82 147L81 146L80 150H76L79 147H76L75 150L74 149L71 150V149L67 148L66 147L67 145L64 146L63 145L64 143L63 144L61 143L62 141L60 142L56 139V136H59V135H57L53 132L54 134L52 133L50 137H47V134H44V132L42 133L41 121H39V123L37 124L36 121H34V119L30 118L29 113L23 114V115L21 114L22 116L25 115L24 117H26L21 122V130L22 131L15 133V131L14 132L11 131L12 129L10 130V128L8 129V127H7V129H8L7 130L5 128L6 126H5L3 117H2L3 115L2 116ZM197 115H198V117H196ZM245 115H247V116H245ZM206 116L208 118L210 117L209 119H211V120H208L206 118ZM244 116H245V118H244ZM195 117L197 118V121H195L196 120ZM219 117H220V120H219ZM246 117H247V119H246ZM105 118H107V117H105ZM192 118H194L195 120L191 121ZM225 118H223V121H225ZM25 119L28 120V123H26L27 121L24 122ZM17 120H19V119H17ZM180 121H183V120H180ZM202 121H200L202 126L200 125V123L198 125L201 126L202 128L208 129L207 127H203ZM205 121H203V122H205ZM220 123H222V125H220ZM208 124H207V126H208ZM180 125L182 126L181 122H180L179 126ZM204 126H206V125H204ZM243 126H241V127H243ZM213 127H212V130H213ZM215 127H214V129H215ZM108 128H107L106 132H107V137L109 136L108 138L110 139L109 144H111L110 145L111 149H112L111 151L116 152L121 157L122 152L120 149L121 147H120L119 141L116 137L117 133L115 132L116 133L115 134L113 130H110L111 127L109 129ZM194 128L191 129L190 132L193 131ZM210 128H211V126H210ZM5 129L7 130L6 132H5ZM260 129H261V131H260ZM89 130H88V132L86 131L88 133V134L86 133L88 136L91 135L92 137H95L97 135V131H95L94 128L91 131H89ZM251 130H253V131H251ZM248 131H251V132H248ZM89 132H91V134ZM212 132H214V131H212ZM191 133H194V132H191ZM43 134L46 136H44ZM6 135H8V136L6 137ZM213 135L215 138L217 137V136H215V133H213ZM218 135H219V133H218ZM8 137L11 140H13L14 145L5 149L3 147V143L5 142V139ZM212 137L213 136H211V139H212ZM217 138L215 140H211V141L213 142V144H215L214 146L216 148L219 147V149H220L221 145L219 146L220 143H217V142H219V140L217 141ZM94 140H95V138H94ZM241 140H243V138ZM207 141H208V139H207ZM209 143L212 144L211 142H209ZM210 144L208 145L209 147H211ZM213 144L211 147L212 149H214ZM248 147L249 146H247V148ZM20 148H23L25 150V155L30 154V156H31V158H29V155L26 156L25 160L22 159L24 161L21 160L22 161L21 163L18 161V160H20L19 159L20 157L18 156L19 155L18 150ZM221 148H223L222 151L220 150L221 154H222V152L225 153V151H227V150H225V148L227 149L228 147L227 146L223 147V145H222ZM247 148H246V150H248V151L246 153H247V155H250L252 153L250 151V150H252L251 149L252 146L250 145V148L249 149H247ZM208 149H210V148H208ZM219 149H215V152L218 153L217 150L219 151ZM5 150H6V152H5ZM168 152H169L168 154H170V155H171V153H173L170 151H168ZM215 152H213V153H215ZM226 153H228V151ZM246 153H243V156H244V154L246 156ZM218 154L220 155V153H218ZM229 156L230 155H228V157L227 156H225V157L230 158ZM222 157H224L223 154H222ZM222 157H220V158H221L222 163H223L225 159L223 158L224 159L223 160ZM225 161L227 162L228 159H226ZM228 163H230V162H228ZM34 164H38L41 167V169L48 172V174H49L48 179L45 180L43 178V176L40 175V172L39 173L35 172V169H34L35 165ZM188 164H190V163H188ZM195 164L197 165L196 167L199 166L197 163H195ZM190 165H189V167L191 169L192 166H190ZM226 165H228V164H226ZM101 166L104 167V164H102ZM196 167L194 166L192 168L194 171L192 170L191 171L192 174H189L190 179H191V175H192V181L191 182H193V181L194 182L190 185L188 184L189 187H188L187 183L180 184L182 186L187 185V189H185L186 186L182 187V186L178 185L182 194L183 195H189V194H187V191H188V193H190V192H193L194 194L197 193L196 194L197 196L198 195L202 196V197L198 196V199L201 198V199H199L200 205L203 207L206 206L207 203H205V201H203V199H204L203 197L206 194V192H208V190L206 189V188H208V186H207L208 184H205L204 180H207V179H204V178L211 177V180L213 179L214 181H216V183H218L219 186L223 185L222 186L223 189L225 187L226 190L228 189L227 191H230L229 192V193H231L230 198H233L232 194H233V196L235 194L236 198H238V200H236L237 202L240 200V203H242L241 200L242 201L244 200L243 202H245L246 205L251 204L248 206L249 209H250V206L252 207V205L254 203V205H255L254 209L252 207V209H253L252 211L253 212L255 211L253 213L254 217L253 216H250V217L245 216L248 214L253 215L250 212L251 211L250 210L249 211L250 213L243 214L245 216L246 223H245V221L240 222L241 227L243 226V227L247 228V229L243 228L244 230L241 229V232L243 230V234H244L245 232L247 233V230H248V232L250 231V233H248L249 235H247V234H244V235H247V237L249 236V238L250 237L252 238V236H254V234H256V233L253 231L251 232V230L255 229V228H254V224L249 223V221L251 220L250 222H252V219L255 218L256 214H257L256 216H259L260 212L258 213V211L262 210L261 208H264V185H262L259 188L253 187V186L250 187V185L252 184V182L250 181L251 179H249L251 177V174H250V176L247 173L244 174V179L241 180L243 178V173H241L242 175H239L242 177L233 178L232 177L234 175L233 173L227 172L225 175V173L222 172V169L220 171L217 167L209 169V173H208V170L206 171L208 174H205V175H209L208 177H202V175L204 173L201 175V173H199L200 171L199 172L195 171ZM204 167H206V166H204ZM261 167H264V166H261ZM196 170H198V169H196ZM205 170H206V168H205ZM205 170H203V171H205ZM262 171H264V168H262ZM172 172L175 175L181 174L179 172H178L179 174L175 173V171H172ZM196 172H198L199 174H197ZM161 173H163V175L161 177L165 178L166 177V176L164 177L165 171L161 170ZM5 176H7V177H5ZM175 177H177V176H175ZM208 179L210 180V178H208ZM234 179H238V182H236V180H234ZM260 179L262 180V176L260 177ZM144 181L145 180H143V183H145ZM262 182H264V181H262ZM214 183H211V186H213L212 187L213 189L210 186L213 193H214V190L216 189V188H214L216 186V185H214ZM45 185H50L51 187L57 185V186L63 188L64 193H65L64 195L66 196L65 200H69L70 197H73L75 199V204L78 203L79 208L77 209V213L72 214L71 213L72 212L71 207H69L68 210H62V211L55 210L53 208L52 204L48 200L45 201V198L43 196V191L45 190V187H44ZM112 189H114V187H112ZM183 189H185V190H183ZM223 189H220V191L223 192ZM215 191L217 192V194L213 195V196H217L218 193L220 192L219 190L218 191L215 190ZM219 194H221V193H219ZM222 194L225 195L224 192ZM230 195L228 194V196H230ZM15 197H17V198H15ZM219 197L220 198H218V196H217L218 201L220 199V201H221L220 203L222 205V203H224L226 200L225 199L226 195L225 196L219 195ZM221 198L225 199V200H223L224 202H222ZM227 199L228 200H226V201L230 202L229 198H227ZM245 199H247L248 201H246ZM233 202H235V200ZM163 203L164 204L166 203V206L164 205L165 206L164 209L172 212V215L170 214V218L173 216L172 217L173 219L172 218L170 219V223H172V221H173V224H174V225H172L173 229L175 228V232L177 235L181 234L182 229H185V228H183V225L181 223H185L184 220H186L187 217L184 215L185 219L184 220L180 219V215L182 213L181 214L177 213L179 216L177 215V217H176V215H175L176 213L175 212L173 213L174 207H173L172 203L168 204L167 202H165L164 197H163ZM167 205H169V206H167ZM217 205H213V207L214 206L217 207ZM228 205H230V204H228ZM223 206L224 205H222V207ZM167 207H170V208L173 207L172 208L173 211H172V209L170 210V208H167ZM210 207H212V206H210ZM227 207L228 206H226V208ZM230 208L229 207L227 208V209H229L228 210L229 214H231L235 211V210H232L233 212H231ZM255 208H257V209H255ZM210 209L211 210H209V211L213 212V214H214L213 216H216V215L218 216V214H215V212H214L216 210L218 211V209L215 208L216 210H214V211H212L214 208L213 209L210 208ZM231 209H235V208L232 207ZM185 210H188V209H185ZM194 210L195 209H193L192 211H194ZM139 211H140V201L137 200L135 202V206L128 207L126 212L131 217L136 218ZM196 211L198 212V210H196ZM196 211L194 212V214L196 213V216H197L200 211L198 213ZM225 211H227V210L225 209ZM262 211H264V210H262ZM68 213H70V215ZM240 216H242V215H240ZM181 217H183V215H181ZM216 217H215L216 221L213 219V222L215 221L217 224L218 222H221V221L220 220L218 221L219 217H217V218ZM242 219H244V218H241V220ZM256 221L254 220L255 223H257ZM254 222H252V223H254ZM262 222H264V221H261V223ZM243 223H244V225H243ZM247 223L249 226L246 225ZM250 224L253 227L250 226ZM185 225H186V223L184 224V226ZM188 225H186V226H188ZM220 225H221V223H220ZM187 228L191 230L190 225ZM259 231L261 232L262 229H260ZM113 232H114L116 238L118 236H119L118 239L122 238V240L121 239L118 240L119 245L116 246V248L111 246L109 244V241L105 238L107 233H113ZM262 232H264V231H262ZM147 233H149V232H147ZM243 234L241 233V235H243ZM260 235H261V233H260ZM262 235H264V234H262ZM178 236H180V235H178ZM257 236H258V239H262V238H259L260 237L259 235H257ZM241 237H244V236H241ZM252 239H254V237ZM262 240H264V239H262ZM262 240L260 243L262 245V249H264V243H262ZM73 241H75V243H77V244H75V246L78 245V242L82 244V245L80 244V246H78L79 247L78 251L72 252L73 247H74L73 250H75L77 248V246L75 248ZM11 242H12V247L17 249L19 259L18 258L16 259L15 254H13V253L11 254V252H10L11 249L9 247V245H10L9 243H11ZM259 247L261 248L260 245H259ZM151 249L153 250V248H151ZM58 250H61V252L59 251L61 256L58 255V252H56ZM216 250L217 249H213L212 252L216 253L217 252ZM259 250H261V249H259ZM261 251H264V250H261ZM74 252H75V255H73ZM160 253L158 252V254H157L155 252L154 254L159 255V257H160V255L163 257L165 255V258H166L165 253H163V252H160ZM89 258L90 257L88 256V259ZM155 258L156 257L154 256V259ZM257 259H259V258H257ZM257 259H255L253 257V259L251 260L252 262H250V264H255L257 262H258L257 264H260L261 262H259V260H257ZM164 260H165L164 262H166V263L163 262V264L172 263L171 260H169L168 258H166ZM253 261L254 262L256 261V262L254 263ZM157 264H159V263H157ZM160 264H162V263H160ZM262 264H264V262H262Z\"/></svg>",
  "mask_w": 264,
  "mask_h": 264
}]
</instances>
